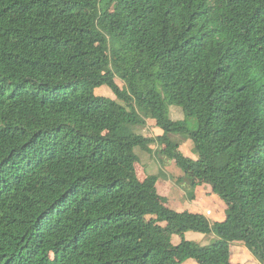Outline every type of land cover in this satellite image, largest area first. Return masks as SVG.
Listing matches in <instances>:
<instances>
[{
  "label": "trees",
  "instance_id": "1",
  "mask_svg": "<svg viewBox=\"0 0 264 264\" xmlns=\"http://www.w3.org/2000/svg\"><path fill=\"white\" fill-rule=\"evenodd\" d=\"M149 143L225 219L167 206ZM233 244L264 264V0H0V264H239Z\"/></svg>",
  "mask_w": 264,
  "mask_h": 264
},
{
  "label": "rangeland",
  "instance_id": "2",
  "mask_svg": "<svg viewBox=\"0 0 264 264\" xmlns=\"http://www.w3.org/2000/svg\"><path fill=\"white\" fill-rule=\"evenodd\" d=\"M118 83H121L118 79ZM108 89V88H107ZM106 87L97 89V94H101L103 90L106 96L115 98L113 94L108 92ZM173 120L183 119V113L180 108L173 106L170 110ZM153 123H148V127L142 129L141 132L150 136H156L162 133L161 130L155 128ZM197 128V122L194 121L191 129ZM171 139L178 145V153L189 156L193 159L198 158V153L192 141L185 135L171 134ZM136 154L140 161L136 165L137 175L140 179H145L150 175H159L158 190L163 198L164 203L178 211L192 210L203 213L211 222L225 219V204L216 195L211 192L209 186L201 185L193 188L189 184H177L176 180L183 174L182 169L176 164L175 160L169 159L161 149L158 150L157 144L149 143L145 146L137 147ZM195 189V190H194ZM192 193L195 195L192 196ZM169 241L172 244H179L181 238L178 235L169 234ZM185 238L196 243L208 245L217 240L213 234L204 235L196 232H187ZM232 262L239 264H257L247 248L241 244L232 245ZM182 264H199L196 260H187Z\"/></svg>",
  "mask_w": 264,
  "mask_h": 264
}]
</instances>
